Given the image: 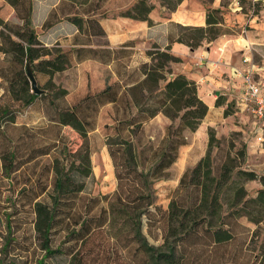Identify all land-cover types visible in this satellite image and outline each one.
Here are the masks:
<instances>
[{"label": "trees", "instance_id": "obj_1", "mask_svg": "<svg viewBox=\"0 0 264 264\" xmlns=\"http://www.w3.org/2000/svg\"><path fill=\"white\" fill-rule=\"evenodd\" d=\"M6 1L16 9L23 23L12 27L13 34L2 33L0 50L11 53L15 62H29L33 70L51 76L67 69L68 53L60 47L50 48L39 39L32 23V0ZM160 1L167 9L175 10L182 0ZM237 1L249 18L256 16L264 6L262 0ZM203 2L207 10L206 25L179 24L177 34L170 37L167 46L154 42L146 51L150 61L142 64L137 77L125 82H107L101 91L60 110L51 119L58 127L57 137L48 144L29 146L22 138L11 144V136L4 133L8 143L4 138L0 153L3 170L10 178L28 161L53 153L48 166L54 174L53 188L50 190L44 184L40 190L32 188V193L26 186L22 188L34 215L32 244L43 252L38 264H45L47 258L59 254L67 256V264H115L120 253L129 259L128 264H264V172L244 166L247 144L237 138L239 132L219 137L214 127L208 128L205 154L183 173L176 196L162 214L165 222L162 244H151L143 231L145 216L151 215V206L155 203V180L168 174L179 157L180 148L188 144L187 132L196 131L209 111L208 104L199 95L196 81L184 73L173 72L172 64L180 62L181 58L173 53L172 43L178 41L196 49L205 41L240 33V29L226 23L233 0H221L219 7L213 5L214 0ZM67 4L77 2L65 0L50 13L43 29H50L63 18L77 26V33L94 27L95 19H86L75 11L62 16L61 9ZM118 8V16L154 24L150 18L155 8L152 0H130L129 4L120 3ZM99 29L104 31L101 26ZM133 41L121 45L132 48ZM92 48L79 44L75 48L77 59H86L88 52L95 51ZM24 68L25 65L18 66L9 79V90L17 99L21 78L24 77L26 83L30 80ZM37 97L31 94L26 102L32 103ZM107 104L115 110L112 123H106L104 129L118 186L111 194L93 198L96 205L91 207L79 204L85 179L92 175L89 132L96 126L90 112L97 113ZM216 105H227L225 116L234 113V106L239 107L225 95L217 98ZM159 114L166 116L170 123L154 150V165L139 170L142 157L136 152L134 139L144 124ZM64 127H70L82 139L77 148L72 147L62 132ZM250 181L261 185L254 194L246 187ZM189 187L195 190L190 202L183 197ZM95 207L97 210L93 211ZM243 219L255 228L247 226ZM59 234L63 240L56 244ZM251 243L257 245L258 252H249Z\"/></svg>", "mask_w": 264, "mask_h": 264}, {"label": "rangeland", "instance_id": "obj_2", "mask_svg": "<svg viewBox=\"0 0 264 264\" xmlns=\"http://www.w3.org/2000/svg\"><path fill=\"white\" fill-rule=\"evenodd\" d=\"M152 1L157 2V0ZM76 2V5L67 4L62 7V16L66 17L68 12L75 11L86 19H95L94 27L74 34L70 29L71 21L63 18L57 21L62 22L59 27L54 25V29L38 28L36 30L39 39L46 46L60 47L68 53L70 60L67 69L53 76L37 69L34 70L38 87L44 90L43 94H37L32 90L26 68H24V74L29 81L26 83L24 77L21 78V83H18V99L10 92L9 79L14 70L20 65L26 67L27 62L17 63L11 53L7 54L0 50V152L5 142L4 138H6V144L8 143L5 134L11 136V144L17 142L19 138L25 140L29 146L48 144L57 137L58 127L51 119L60 110L74 105L88 94L101 91L106 87L107 82H125L137 77L142 64L150 61L146 51L152 47L154 42L148 39H135L132 48L118 45L119 47L115 46L118 48L110 49L115 43L117 34L126 35L132 29L126 21L121 23V18H118L120 12L118 5L122 3V0H76ZM252 10L254 11L255 8L252 7ZM262 11L261 8L256 16L261 18ZM22 23L23 21L19 18L0 23V44L3 32L13 34L10 32L12 27H20L19 24ZM99 26L103 27L104 31H101ZM245 28L249 27L236 29L242 32ZM79 44L91 45L95 51L88 52L86 59L80 61L75 51ZM31 94H36L38 97L28 104L26 101ZM233 110L235 111L231 118V125L234 129L225 133H219L216 130L217 135L219 137L230 136L234 132H239L237 138L246 142L248 146L247 138L250 134L249 131L247 133L245 131L248 129L251 118L235 114L239 111L236 106ZM90 113L93 114V122L96 126V129L89 132L92 175L85 179V189L80 193L79 204L94 207L96 201L93 198L111 194L118 186L115 165L109 152L104 129L106 123H112L115 110L111 104H107L102 106L97 113L94 110ZM169 123L168 119L157 115L146 122L141 133L135 137L133 143L136 152L140 158L142 157V163L138 159L140 161H138L139 170L143 167L149 169L154 165L156 161L154 150L159 146ZM62 132L67 140L71 141L72 147L77 148L82 142L80 136L70 127H64ZM187 136L189 145L181 150L180 158L172 165L166 176L156 179L153 184L155 203L151 206V215L145 216L143 228L147 239L153 245H160L163 242L165 222L162 214L168 210L172 197L176 196L175 190L179 186L183 173L193 168L207 149L208 130H206L204 141L202 132L199 130L188 131ZM256 148L258 151L247 155L244 166L262 173L264 172V142H258ZM52 158L53 153L39 155L34 160L28 161L19 171L13 172L10 178L3 170L0 153V264H38L37 260L43 257V252L32 244L34 215L28 198L25 193H22V188L26 186L27 190L32 193V188L40 190L41 186L46 184L51 190L54 186V174L48 170V166ZM260 186L258 181H250L246 184L250 194H254ZM193 188L189 187L183 192V197L188 202L195 194ZM95 210L97 207L93 209ZM243 223L255 228V225L247 222L246 219H243ZM62 240L59 234L56 236L55 243L59 244ZM248 247L251 248L249 252L253 254L259 251L255 243L249 244ZM122 254L120 253V258L115 264H128L129 259L122 257ZM67 263L68 258L63 254L45 260V264Z\"/></svg>", "mask_w": 264, "mask_h": 264}, {"label": "crops", "instance_id": "obj_3", "mask_svg": "<svg viewBox=\"0 0 264 264\" xmlns=\"http://www.w3.org/2000/svg\"><path fill=\"white\" fill-rule=\"evenodd\" d=\"M65 0H32V23L36 30L43 28L44 22L53 10ZM264 1V0H263ZM130 0H122V3L129 4ZM237 0L229 7L226 15V23L233 28L248 26L238 34H225L213 41H205L196 49H191L184 43L175 41L172 43V51L181 58L180 62L173 63L172 68L175 74L184 73L190 79L196 81L200 97L208 104L209 111L197 130L202 132L203 141L206 137V130L214 127L219 133H225L232 127L231 118L234 114L225 116L227 105H216L220 95H225L228 101L235 100L239 107L235 114L241 115L251 122L246 133L249 131L248 154L258 151L256 144L257 123L255 116L245 108L241 95L243 92L245 70L254 67L255 79L264 82V6L262 17H248L237 5ZM0 20L3 22L19 18L16 9L6 0L0 2ZM213 5L219 7L221 0H214ZM206 7L203 0H182L175 10H169L160 0L155 1V8L150 13L154 24L149 25L148 21L136 20L129 17L119 16L121 23L126 21L132 28L131 32L117 34L113 47L123 44L128 40L137 38L148 39L160 45L167 46L170 37L177 34V26L182 25H206ZM62 22L56 23L59 27ZM102 23V22H101ZM74 34L78 32L76 25L70 26ZM50 29H54L51 27ZM105 30L108 32L107 28ZM121 35V36H120ZM111 46V47H112ZM264 94V90H262ZM164 118L168 119L163 114ZM169 120V119H168ZM188 137V136H187ZM189 139V137H188ZM182 146L179 151L188 146ZM258 147V146H257ZM204 155V154H203ZM202 155V156H203ZM177 159V160H178ZM177 162V161H176ZM175 162V163H176Z\"/></svg>", "mask_w": 264, "mask_h": 264}, {"label": "built area", "instance_id": "obj_4", "mask_svg": "<svg viewBox=\"0 0 264 264\" xmlns=\"http://www.w3.org/2000/svg\"><path fill=\"white\" fill-rule=\"evenodd\" d=\"M263 1V0H262ZM239 6V3L237 2ZM244 85L241 100L247 110H249L256 119L258 142H264V82L255 79L254 67H249L243 75Z\"/></svg>", "mask_w": 264, "mask_h": 264}, {"label": "water", "instance_id": "obj_5", "mask_svg": "<svg viewBox=\"0 0 264 264\" xmlns=\"http://www.w3.org/2000/svg\"><path fill=\"white\" fill-rule=\"evenodd\" d=\"M26 70H27V75L31 81L33 91L37 94L43 93L44 90H42L38 87V83H37V80H36L34 70H33L31 63H29V62L27 63Z\"/></svg>", "mask_w": 264, "mask_h": 264}]
</instances>
